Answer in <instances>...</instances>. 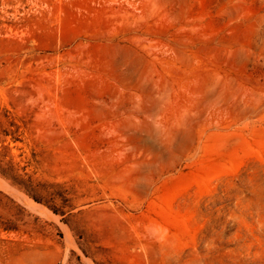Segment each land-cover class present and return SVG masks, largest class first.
Segmentation results:
<instances>
[{
	"label": "rangeland",
	"instance_id": "1",
	"mask_svg": "<svg viewBox=\"0 0 264 264\" xmlns=\"http://www.w3.org/2000/svg\"><path fill=\"white\" fill-rule=\"evenodd\" d=\"M0 264H264V0H0Z\"/></svg>",
	"mask_w": 264,
	"mask_h": 264
},
{
	"label": "bare ground",
	"instance_id": "2",
	"mask_svg": "<svg viewBox=\"0 0 264 264\" xmlns=\"http://www.w3.org/2000/svg\"><path fill=\"white\" fill-rule=\"evenodd\" d=\"M15 189V188H14ZM13 191V190H12ZM28 201V200H27ZM36 208V207H35ZM34 210V209H33ZM43 210V209H42ZM36 211H38V210H36ZM44 214V213H43Z\"/></svg>",
	"mask_w": 264,
	"mask_h": 264
},
{
	"label": "trees",
	"instance_id": "3",
	"mask_svg": "<svg viewBox=\"0 0 264 264\" xmlns=\"http://www.w3.org/2000/svg\"><path fill=\"white\" fill-rule=\"evenodd\" d=\"M1 172H4V171H1Z\"/></svg>",
	"mask_w": 264,
	"mask_h": 264
}]
</instances>
